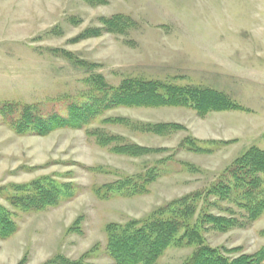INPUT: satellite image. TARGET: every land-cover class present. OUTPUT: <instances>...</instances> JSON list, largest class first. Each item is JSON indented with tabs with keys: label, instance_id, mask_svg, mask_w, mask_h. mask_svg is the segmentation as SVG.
Returning a JSON list of instances; mask_svg holds the SVG:
<instances>
[{
	"label": "rangeland",
	"instance_id": "374dc122",
	"mask_svg": "<svg viewBox=\"0 0 264 264\" xmlns=\"http://www.w3.org/2000/svg\"><path fill=\"white\" fill-rule=\"evenodd\" d=\"M99 1L0 0V106L37 103L64 114L59 101L78 98L89 77L59 56L66 52L93 66L110 85L139 77L210 88L252 112H212L202 118L183 108H117L88 127L170 150L136 159L99 147L84 129L19 136L0 124V187L43 176L77 186L75 196L57 207L18 215L17 232L0 240V264H43L57 255L70 260L84 255L89 263L110 264L106 224L145 217L175 198L206 188L249 148L264 150V0ZM115 14L129 16L136 27L124 36L77 38L88 28H98L99 18ZM108 117L175 123L182 129L161 137L103 124ZM187 136L224 144L213 146L210 154L175 153L167 173L145 195L105 200L94 195V187L142 172ZM0 203L6 205L1 197ZM263 231L264 213L245 229L210 230L204 237L210 247L250 254L264 246ZM192 250L169 248L158 264H180Z\"/></svg>",
	"mask_w": 264,
	"mask_h": 264
},
{
	"label": "trees",
	"instance_id": "16d2710c",
	"mask_svg": "<svg viewBox=\"0 0 264 264\" xmlns=\"http://www.w3.org/2000/svg\"><path fill=\"white\" fill-rule=\"evenodd\" d=\"M86 3L95 5L100 1L86 0ZM98 22V28H88L77 38L94 34L124 36L136 27L129 16L120 14L99 18ZM59 56L89 73L85 81L86 90L78 98L59 101L64 114L49 110L44 104L3 103L0 106V124L19 136H45L60 129H84L99 147L118 156L136 159L170 150L140 146L123 136L88 127L107 111L117 108H183L202 118L212 112H252L225 93L210 88L139 77L125 78L117 86L110 85L101 74L93 72V66L79 61L72 54L63 52ZM102 123L161 137L182 129L175 123H135L122 117H108ZM220 144L224 143L203 142L187 136L169 155L142 172L119 176L111 183L94 187V195L102 200L145 195L149 187L167 173V164L175 153L210 154L211 148ZM185 167L192 168L189 164ZM76 192V185L63 183L52 176L0 187V197L6 202V205L0 203V240L17 232L19 214L57 207L72 199ZM263 213L264 150L251 147L206 188L175 198L145 217L106 224L105 252L112 261L110 264H158L169 248L193 249L180 264H264V246L244 254L240 248L210 247L204 237L210 230L225 233L245 229ZM43 264L92 263L85 261L84 255L79 260L57 255Z\"/></svg>",
	"mask_w": 264,
	"mask_h": 264
}]
</instances>
